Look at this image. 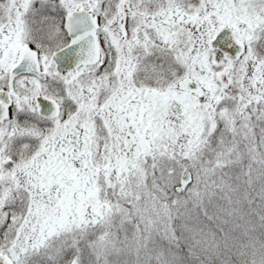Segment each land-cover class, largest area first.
<instances>
[{
	"label": "snow or ice",
	"instance_id": "snow-or-ice-1",
	"mask_svg": "<svg viewBox=\"0 0 264 264\" xmlns=\"http://www.w3.org/2000/svg\"><path fill=\"white\" fill-rule=\"evenodd\" d=\"M0 264H264V0H0Z\"/></svg>",
	"mask_w": 264,
	"mask_h": 264
}]
</instances>
